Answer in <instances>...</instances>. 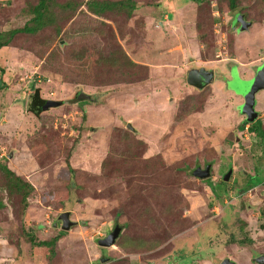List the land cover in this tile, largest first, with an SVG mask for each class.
I'll return each instance as SVG.
<instances>
[{"label":"rangeland","instance_id":"374dc122","mask_svg":"<svg viewBox=\"0 0 264 264\" xmlns=\"http://www.w3.org/2000/svg\"><path fill=\"white\" fill-rule=\"evenodd\" d=\"M36 1L0 0V32L21 28ZM73 1L59 35L18 32L0 48V164L32 186L26 204L8 196L0 169V264H264V141L243 123L258 112L264 123V78L252 121L234 88L264 76V0H235L233 10L226 0H130V15L99 16L90 0ZM236 13L249 30L231 28ZM197 67L216 71L202 89L187 83ZM37 87L47 100L81 91L101 102L36 117L27 107ZM205 163L210 175L194 176ZM67 210L77 223L62 231ZM114 223L118 238L100 245ZM31 231L54 240L52 254L30 246Z\"/></svg>","mask_w":264,"mask_h":264},{"label":"trees","instance_id":"16d2710c","mask_svg":"<svg viewBox=\"0 0 264 264\" xmlns=\"http://www.w3.org/2000/svg\"><path fill=\"white\" fill-rule=\"evenodd\" d=\"M195 4H200L201 0H191ZM211 2V0H204ZM221 1V0H219ZM227 8L233 10L235 8V0H226ZM218 4V8H223ZM76 4L74 5L73 0H66L63 3H56L53 0H37L34 5L29 6L28 13L31 15V18L27 20L21 28L10 29L6 31L0 32V48L4 46H8L13 36L18 32H23L29 35H35L38 32L42 31L45 28H52L56 35H59L62 31L61 27V19L60 13L63 11H68V16L75 11ZM85 7L91 12L92 14L99 16L103 13L111 10L123 9L126 12V15H130L132 11L136 8V6L130 2V0H119V1H108V0H90L85 3ZM238 81V80H237ZM229 81L227 82V84ZM206 86V85H205ZM228 85H225V89ZM201 88L198 89H202ZM87 100H94L91 99ZM47 99L40 96V89L37 87L34 89L33 94L31 95L30 103L27 107L28 112L32 113L34 116L38 117L41 112L43 111V105ZM95 103H100L101 100L95 98ZM254 123L243 122L247 130L251 133H254L255 140L264 141V129L261 125L260 120H255ZM247 125V126H246ZM242 128V126H241ZM0 169L3 171L7 181L4 184V190L8 196H12L15 193L20 194L21 200L24 204L27 203V195L29 191L32 189L31 184L25 180V178L15 174L13 171L9 170L6 166L0 164ZM68 180L72 181V171L69 170ZM73 184V181L69 184V186ZM72 187H75L74 184ZM26 206V205H25ZM24 206V207H25ZM28 238V242L30 243L31 247H46L50 254L53 253L54 250V240L53 239H38L31 231L26 234ZM118 238V237H117ZM245 238V237H244ZM215 239V238H214ZM229 242L236 241V242H243V240L235 239L234 234H229L228 239ZM49 254V255H50Z\"/></svg>","mask_w":264,"mask_h":264},{"label":"water","instance_id":"95a60500","mask_svg":"<svg viewBox=\"0 0 264 264\" xmlns=\"http://www.w3.org/2000/svg\"><path fill=\"white\" fill-rule=\"evenodd\" d=\"M236 24H238V26H236ZM250 25L251 22L245 20L243 14L241 13H236L231 22V28L234 31H238V32L247 30ZM211 73L212 71L205 70L203 68L190 70V72L187 75V82L192 86L201 88L206 82H208ZM263 78L264 76H261L260 78L254 76L253 80L249 81V84L243 87L238 86V81L237 83L234 84V88L237 90V93L242 97L243 100L242 103L237 105L239 109L238 111H241V113L245 116V118L250 121L254 120L257 117V114L254 113L252 109L253 93L258 87L260 88L259 84L261 83ZM261 87L264 88V84ZM82 99H91V96L89 94L80 91L72 99H64V100L49 99L45 102L42 109L47 110L50 107H56L65 103H74ZM127 125L131 128L129 124ZM192 173L194 176L198 178H205L209 174V165H206L205 168L203 169H201L200 167H196ZM227 176L225 177V179L227 178ZM69 215L70 212L68 210L61 212L58 215V219L62 221L61 228L63 230H69L71 226L76 223L75 221H72L70 219ZM53 226H56V224L54 223ZM120 232H121V227L115 225L112 231H110L104 238H102V240L99 241L100 245L102 246L112 245L115 239L119 236ZM256 259L257 261H260V259H263L264 261L263 256H260L259 258ZM219 264H235V262L229 260L228 258H224L223 260L220 261Z\"/></svg>","mask_w":264,"mask_h":264},{"label":"crops","instance_id":"0c3cea01","mask_svg":"<svg viewBox=\"0 0 264 264\" xmlns=\"http://www.w3.org/2000/svg\"><path fill=\"white\" fill-rule=\"evenodd\" d=\"M234 16H235V14H234ZM245 19V18H244ZM245 20H247V19H245ZM247 21H249V20H247ZM232 22V21H231ZM251 22V21H250ZM251 24H252V22H251ZM251 26V25H250ZM250 26L248 27V29L247 30H249V28H250ZM246 31V30H245ZM245 55H248V53H246ZM235 58V57H234ZM233 57L231 58H229V57H225V58H223L222 59V61L220 62V64L223 62V63H225V62H227V59L228 60H233L234 59ZM236 59L238 60V57L236 56ZM240 60V59H239ZM237 61L238 63H239V65L241 66V64H244V65H249L250 63H252L253 61H254V59H241L240 61ZM245 60V61H244ZM229 69H228V72H230V68H231V66L230 67H228ZM238 70H240V68L238 69ZM213 72V74L216 72V71H212ZM218 73L221 75V78H223L224 80L226 79H228L229 78V76H228V74H226V75H224L223 74V72H221V71H218ZM238 76H240L239 75V73H238ZM225 77V78H224ZM239 79H240V77H239ZM225 80V82L223 83V85L225 86H227V82L228 81H226ZM188 83V82H187ZM206 84V83H205ZM205 84L203 85V87H205ZM225 88V87H224ZM224 91L226 92V93H231L230 91H228V89L226 90V89H224ZM228 91V92H227ZM233 94V93H232ZM234 95V94H233ZM236 99H238V100H236V102H237V104L236 105H238V104H240V103H242V98L240 97V95H239V97L238 98H236ZM259 100H264V98H259ZM258 105V104H257ZM258 107V106H257ZM243 117H245L244 115H243ZM258 120H261V114L258 112ZM256 120V119H255ZM261 125L262 126H264V123L262 124V122H261ZM247 126V125H246ZM263 129H264V127H263ZM263 183H264V181H263Z\"/></svg>","mask_w":264,"mask_h":264},{"label":"flooded vegetation","instance_id":"af4514ba","mask_svg":"<svg viewBox=\"0 0 264 264\" xmlns=\"http://www.w3.org/2000/svg\"><path fill=\"white\" fill-rule=\"evenodd\" d=\"M236 26H238V24H236ZM201 68H203V69H205V70H209V69H206L205 67H201ZM201 68L197 67V68H195V69H201ZM230 70H231V68H230ZM212 76H213V73H211V75H210V79H211ZM208 80H209V79H208ZM227 85H228V84H227ZM240 97H241V96H240ZM241 98H242V97H241ZM206 165H209V174H208V176H209V175H210V169H211V164H210V163H205L203 167H201V166H199V165H198V166H195L194 169H195L196 167H200L201 169H203V168H205ZM194 169H193V170H194ZM193 170H192V172H193ZM228 171H229V174H232V168L229 167V170H228ZM229 174H228V175H229ZM208 176H207V177H208ZM207 177H205V178H207ZM263 181H264V179H263ZM263 181H262V182H263ZM248 183H249V182H245V183H244L245 186H248V185H249V186L254 185V184H248ZM237 190H238V189H237ZM243 191H244V190H243ZM241 194H242V192H241V191H240V192L238 191V196H240ZM75 222L77 223L76 220H75ZM55 224H56L55 227H57V226H58V222H55ZM61 225H62V221L59 220V228H60V230H62V231H66V230H63V229L61 228ZM74 225H75V224H74ZM74 225H73V226H74ZM115 225H118V224L114 223V226H115ZM114 226H113V228H114ZM113 228H112V229H113ZM110 231H112V230H110ZM110 231H109V232H110ZM109 232H108V233H109ZM108 233H107V234H108ZM107 234H106V235H107ZM106 235H105V236H106ZM105 236H104V237H105ZM231 261H232V260H231ZM183 262H184V260H183ZM219 263H220V262H219ZM170 264H184V263H178V260L174 257V259L170 261Z\"/></svg>","mask_w":264,"mask_h":264}]
</instances>
